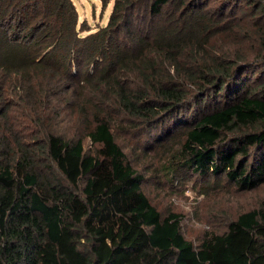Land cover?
I'll return each mask as SVG.
<instances>
[{"label": "trees", "instance_id": "1", "mask_svg": "<svg viewBox=\"0 0 264 264\" xmlns=\"http://www.w3.org/2000/svg\"><path fill=\"white\" fill-rule=\"evenodd\" d=\"M92 30L72 0H0V264H264V206L196 246L118 139L263 186L264 0H115Z\"/></svg>", "mask_w": 264, "mask_h": 264}, {"label": "rangeland", "instance_id": "2", "mask_svg": "<svg viewBox=\"0 0 264 264\" xmlns=\"http://www.w3.org/2000/svg\"><path fill=\"white\" fill-rule=\"evenodd\" d=\"M114 1L72 0L79 15V25L86 23L93 32L106 26ZM112 110L121 111L118 107ZM120 120L117 118L114 124L120 125ZM62 128L68 129L69 126L63 124ZM160 130L161 127L152 134L160 135ZM138 135H118V139L144 178L142 190L163 217L173 213L181 216L182 232L196 246L206 233L222 231L226 223L241 212L264 206V185L251 191H241L224 176H200L190 169L178 167L175 177H171L169 163L175 149L152 138L149 140L154 143L148 142L150 149H146L145 139L140 140ZM86 144L89 149L90 142Z\"/></svg>", "mask_w": 264, "mask_h": 264}]
</instances>
